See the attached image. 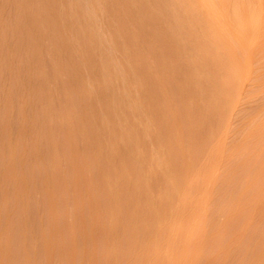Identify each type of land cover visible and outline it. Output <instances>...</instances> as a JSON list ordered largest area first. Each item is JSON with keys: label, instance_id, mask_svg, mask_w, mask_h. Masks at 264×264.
Instances as JSON below:
<instances>
[{"label": "rangeland", "instance_id": "obj_1", "mask_svg": "<svg viewBox=\"0 0 264 264\" xmlns=\"http://www.w3.org/2000/svg\"><path fill=\"white\" fill-rule=\"evenodd\" d=\"M100 1L0 0V264H264V0Z\"/></svg>", "mask_w": 264, "mask_h": 264}, {"label": "bare ground", "instance_id": "obj_2", "mask_svg": "<svg viewBox=\"0 0 264 264\" xmlns=\"http://www.w3.org/2000/svg\"><path fill=\"white\" fill-rule=\"evenodd\" d=\"M81 1H82V0H81ZM95 1H96V3H97L98 0H95ZM99 1H100V0H99ZM144 1H145V0H144ZM144 1H143V3H144ZM154 1H155V0H154ZM160 1H161V0H160ZM168 1H169V0H168ZM75 2H76V1H75ZM86 2H87V1H86ZM100 2H101V1H100ZM103 2H104V1H103ZM148 2H149V1H148ZM161 2H162V1H161ZM179 2H180V1H179ZM92 3H95V2H93V0H92ZM104 3H105V2H104ZM110 3H111V2H110ZM126 3H127V1H126ZM145 3H146V2H145ZM155 3H156V1H155ZM163 3H165V2H163ZM168 3H169V2H168ZM168 3H167V4H168ZM174 3H175V2H174ZM58 4H59V3H58ZM62 4H63V3H62ZM78 4H79V3H78ZM81 4H82V3H81ZM87 4H89V3H87ZM157 4H159V3H157ZM161 4H162V3H161ZM171 4H172V6L174 5L173 3H171ZM171 4H170V6H171ZM177 4H178V3H177ZM186 4H187V3H186ZM76 5H77V3H76ZM92 5H93V6H92ZM92 5H91V3H90L91 8L93 7L94 10H95L96 8H98V6H97L96 8H94V4H92ZM98 5H101V7L104 6V5L102 6V3H100V4L98 3ZM165 5H166V3H165ZM62 6H63V5H62ZM67 6H68V5H67ZM82 6H83V4H82ZM95 6H96V5H95ZM107 6H108V5H107ZM133 6H134V5H133ZM148 6H149V5H148ZM158 6H159V5H158ZM168 6H169V5H168ZM170 6H169L168 9H170ZM174 6H175V5H174ZM174 6H173V7H174ZM63 7H66V6H63ZM113 7H114V6H113ZM122 7H123V6H122ZM166 7H167V6H166ZM175 7H177V6H175ZM180 7H181V6H180ZM69 8H70V7H69ZM76 8H77V7H76ZM99 8H100V7H99ZM103 8H104V7H103ZM119 8H120V6H119ZM124 8H125V5H124ZM152 8H153V7H152ZM61 9H62V8H61ZM63 9H64V8H63ZM65 9H67V7H66ZM70 9H71V8H70ZM70 9H69V10H70ZM81 9H82V8H81ZM83 9H84V8H83ZM101 9H102V8H101ZM142 9H143V8H142ZM148 9H149V7H148ZM164 9H166V8L164 7ZM177 9H178V7H177ZM59 10H60V9H59ZM85 10H86V8L84 9V11H85ZM94 10H93V11H94ZM97 10H98V9H97ZM103 10H104V9H103ZM113 10H115V8H114ZM121 10H122V8H121ZM135 10H136V9H135ZM149 10H151V9H149ZM152 10H153V9H152ZM159 10H160V8H159ZM161 10H163V9H161ZM161 10H160V12H161ZM173 10L175 11L174 8H173ZM63 11H64V10H63ZM74 11H75V10H74ZM74 11H73V12H74ZM87 11H89V9H88ZM90 11H91V9H90ZM95 11H96V10H95ZM98 11H99V10H98ZM106 11H107V10H106ZM130 11H131V9H130ZM167 11H169V10H166L165 12H167ZM170 11H171V10H170ZM82 12H83V11H82ZM91 12H92V11H91ZM131 12H132V11H131ZM135 12H136V11H135ZM148 12H149V11H148ZM151 12H152V11H151ZM158 12H159V11H158ZM158 12H156V13H158ZM177 12H178V11H177ZM179 12H180V11H179ZM181 12H183V11H181ZM76 13H77V12H76ZM86 13H87V12H86ZM113 13H114V12H113ZM116 13H117V12H116ZM120 13H121V12H120ZM123 13H124V12H123ZM143 13H144V12H143ZM175 13H176V12H175ZM190 13H191V12H190ZM88 14H89V12H88ZM100 14H101V13H100ZM102 14H104V13H102ZM107 14H109V13H106V15H107ZM133 14H135V13H133ZM136 14H137V13H136ZM161 14H163V13L161 12ZM165 14H167V13H165ZM165 14H164V15H165ZM168 14H169V13H168ZM168 14H167V16H168ZM173 14H174V12L172 13V15L170 14V17H173ZM184 14H185V13H184ZM120 15H121V14H120ZM159 15H160V14H159ZM164 15H162V17H163ZM58 16H59V15H58ZM67 16H68V15H67ZM72 16H73V15H72ZM72 16H71V17H72ZM78 16H79V14H78L76 17H78ZM85 16H86V14H85ZM94 16H95V15H94ZM97 16H98V15H97ZM100 16H101V15H100ZM103 16H104V15H103ZM103 16H102V17H103ZM126 16H128V15H126ZM138 16H139V15H138ZM155 16H156V15H155ZM160 16H161V15H160ZM165 16H166V15H165ZM165 16H164V20L166 19V20L168 21V18H165ZM191 16H192V14H191ZM191 16H189V17H191ZM63 17H64V16H63ZM63 17H62V18H63ZM88 17H90V14H89ZM91 17H92V16H91ZM95 17H96V16H95ZM95 17H94V19H95ZM130 17H131V16H130ZM135 17H136V16H135ZM168 17H169V16H168ZM170 17H169V20H171ZM81 18H82V16H81ZM92 18H93V17H92ZM100 18H101V17H100ZM111 18H112V16H111ZM114 18H115V17H114ZM143 18H144V17H143ZM160 18H161V17H160ZM176 18H177V17H176ZM182 18H183V17H182ZM184 18H185V17H184ZM57 19H58V18H57ZM63 19H64V18H63ZM72 19H73V18H72ZM78 19H79V18H78ZM138 19H139V17H138ZM158 19H159V18H158ZM177 19H178V18H177ZM191 19H192V18H191ZM191 19H190V20H191ZM92 20H93V19H92ZM105 20H106V18H105ZM147 20H148V16H147ZM152 20H153V22H154V19H152ZM185 20H187V19H185ZM192 20H193V19H192ZM65 21H66V20H65ZM71 21L74 22V20H71ZM80 21H81V20H80ZM95 21H96V20H94V22H95ZM108 21H111V20H108ZM112 21H114V20H112ZM116 21H119V20L116 18ZM116 21H115V22H116ZM127 21H128V20H127ZM160 21H161V20H160ZM171 21H172V20H171ZM175 21H176V20H175ZM178 21H179V20H178ZM182 21H183V20H182ZM196 21H197V20H196ZM196 21H194V22H196ZM67 22H68V21H66V23H67ZM88 22H89V21H88ZM92 22H93V21H92ZM124 22H125V21H124ZM149 22H151V21L149 20ZM163 22H164V21H163ZM165 22H166V21H165ZM172 22H173V21H172ZM63 23H65V22H63ZM71 23H72V22H71ZM80 23H81V22H80ZM90 23H91V21H90ZM90 23H89V24H90ZM106 23H107V22H106ZM111 23H112V22H111ZM111 23H110V24H111ZM83 24H84V23H83ZM83 24H82V25H83ZM102 24H103V23H102ZM104 24H105V23H104ZM161 24H162V23H161ZM176 24H178V23H176ZM179 24H180V23H179ZM181 24H182V23H181ZM73 25H74V24H73ZM95 25H96V24H93L94 27H95ZM191 25H193V24H191ZM196 25H197V24H196ZM196 25H195V27H196ZM63 26H65V25H63ZM76 26H77V25H76ZM90 26H91V25H90ZM93 26H92V27H93ZM118 26H119V25H118ZM143 26H144V25H143ZM185 26H186V25H185ZM67 27H68V26H67ZM81 27H82V26H81ZM96 27H97V26H96ZM100 27H103V26H100ZM104 27H105V26H104ZM106 27H107V26H106ZM113 27H114V26H113ZM183 27H184V26H183ZM198 27H199V26H198ZM64 28H65V27H64ZM84 28H85V27H84ZM162 28H163V27H162ZM66 29H67V28H66ZM107 29H108V28H107ZM111 29H113V28H111ZM164 29H166V28H164ZM63 30H64V29H63ZM140 30H141V28H140ZM166 30H167V29H166ZM166 30H164V31H166ZM182 30H183V29H182ZM193 30H194V28H193ZM67 31H68V30H67ZM92 31H93V30H92ZM97 31H99V30H97ZM104 31H105V30H104ZM117 31H118V30H117ZM171 31H172V30H171ZM100 32H101V31H100ZM109 32H110V29H109ZM109 32H108V33H109ZM113 32H114V31H113ZM175 32H177V30H174V33H175ZM179 32L181 33L180 30H179ZM179 32H178V33H179ZM183 32H184V31H183ZM64 33H65V32H64ZM85 33H86V32H85ZM96 33H97V32H96ZM106 33H107V31H106ZM165 33H166V32H165ZM191 33H192V31H191ZM193 33H194V32H193ZM71 34H72V32H71ZM101 34H102V33H101ZM118 34H119V32H118ZM176 34H177V33H176ZM187 34H188V33H186V35H187ZM189 34H190V33H189ZM203 34H204V33H203ZM67 35H69V34H67ZM67 35H66V37H67ZM83 35H84V34H83ZM113 35H114V34H113ZM116 35H117V34H116ZM169 35H170V34H169ZM174 35H175V34H174ZM192 35H193V34H192ZM208 35H209V34H208ZM69 36H70V35H69ZM72 36H73V34H72ZM94 36H95V35H94ZM97 36H99V35H97ZM101 36H102V35H101ZM104 36H105V35H104ZM118 36H119V35H118ZM177 36H178V35H177ZM179 36H180V35H179ZM189 36H190V35H189ZM80 37H81V36H80V34H79V38H80ZM132 37H133V36H132ZM170 37H171V36H170ZM181 37H182V35H181ZM184 37H185V36H184ZM193 37H194V36H193ZM77 38H78V36H77ZM79 38H78V40H79ZM110 38H111V35H110ZM114 38H116V37H114ZM121 38H122V37H121ZM124 38H125V37H124ZM134 38H135V37H134ZM187 38H188V37H187ZM187 38H186V39H187ZM189 38H190V37H189ZM73 39H74V38H73ZM80 39H81V38H80ZM91 39H92V38H91ZM125 39H126V38H125ZM171 39H172V38H171ZM67 40H68V39H67ZM78 40H77V41H78ZM94 40H95V39H94ZM104 40H105V39H104ZM112 40H113V37H112ZM114 40H115V39H114ZM116 40H117V39H116ZM132 40H134V39H132ZM187 40H188V39H187ZM187 40H186V41H187ZM192 40H193V39H192ZM79 41H81V40H79ZM79 41H78V42H79ZM109 41H110V40H109ZM118 41H120V39H119ZM129 41H130V40H129ZM172 41H173V40H172ZM172 41H171V42H172ZM64 42H65V41H64ZM71 42H72V40H71ZM116 42H117V41H116ZM187 42H188V41H187ZM67 43H69V42L67 41ZM92 43H93V41H92ZM108 43H109V42H108ZM119 43H120V42H119ZM69 44H70V43H69ZM79 44H80V43H79ZM83 44H84V43H83ZM93 44H94V43H93ZM104 44H105V43H104ZM113 44H114V43H113ZM128 44H130V43L128 42ZM167 44H168V43H167ZM186 44H187V43H186ZM190 44H192V43H191V38H190ZM193 44H194V43H193ZM198 44H200V43L198 42ZM72 45H75V44L72 43ZM90 45H91V43H90ZM90 45H89V46H90ZM111 45H112V44H111ZM111 45H110V46H111ZM212 45H213V44H212ZM82 46H83V45H82ZM97 46H98V45H97ZM105 46H106V45H105ZM168 46H169V44H168ZM174 46H175V45H174ZM193 46H194V45H193ZM196 46H197V45H196ZM198 46H199V45H198ZM200 46H201V45H200ZM117 47H119V46H117ZM117 47H116V48H117ZM121 47H122V44H121ZM125 47H126V45H125ZM188 47H190V45H189ZM212 47H213V46H212ZM88 48H89V47H88ZM105 48H106V47H105ZM105 48H104V49H105ZM122 48H123V47H122ZM122 48H121V49H122ZM191 48H192V47H191ZM67 49H68V48H67ZM102 49H103V48H102ZM179 49H180V48H179ZM184 49H185V48H184ZM197 49H198V47H197ZM210 49H211V48H210ZM84 50H85V49H84ZM95 50H96V49H95ZM199 50H200V49H199ZM71 51H72V50H71ZM195 51H196V50H195ZM120 52H121V51H120ZM167 52H169V51H167ZM192 52H193V51H192ZM210 52H211V51H210ZM69 53H70V52H69ZM78 53H80V51H79ZM182 53H183V52H182ZM182 53H181L180 55H182ZM110 54H111V53H110ZM123 54H124V53H123ZM161 54H162V53H160V55H161ZM163 54H165V53H163ZM73 55H74V54H73ZM94 55H95V53H94ZM94 55H93V56H94ZM167 55H168V54H167ZM167 55H166V56H167ZM172 55H173V53H172ZM172 55H171V57H172ZM192 55H193V54H192ZM96 56H97V55H96ZM189 56H191V55H189ZM194 56H196V54H195ZM198 56H199V54H198ZM163 57H164V55H163ZM167 57H168V56H167ZM173 57H174V56H173ZM83 58H84V57H83ZM93 58H94V57H93ZM186 58H187V57H186ZM191 58H192V57H191ZM84 59H86V58H84ZM87 59H89V58H87ZM98 59H100V58H98ZM101 59H102V58H101ZM112 59H113V57H112ZM160 59H161V58H160ZM215 59H216V58H215ZM136 60H137V59H136ZM111 61H113V60H111ZM163 61H164V60H163ZM167 61H169V60L167 59ZM170 61H171V60H170ZM122 62H123V61H122ZM140 62H141V61H140ZM173 62H174V61H173ZM182 62H183V61H182ZM86 63H87V62H86ZM124 63H126V62H124ZM129 63H130V62H129ZM129 63H128V64H129ZM199 63H200V62H199ZM89 64H90V62H89ZM89 64H88V65H89ZM94 64H95V63H94ZM103 64H105V63H103ZM168 64H169V63H168ZM174 64H175V67H176L177 64H176L175 62H174ZM186 64H187V63H186ZM189 64H190V63H189ZM194 64H195V63H194ZM170 65H171V64H170ZM182 65H183V64H182ZM196 65H197V64H196ZM112 66H113V65H112ZM191 66H192V64H191ZM95 67H96V66H95ZM104 67H106V66H104ZM117 67H118V66H117ZM117 67H115V68H117ZM172 67H173V66H172ZM175 67H174V68H175ZM186 67H187V66H186ZM189 67H190V65H189ZM88 68H89V67H88ZM97 68H98V67H97ZM128 68H129V67H128ZM131 68H132V66H131ZM141 68H142V67H141ZM194 68H195V67H194ZM98 69H100V66H99ZM108 69L110 70L109 67H108ZM120 69H121V68H120ZM126 69H127V68H126ZM126 69H125V70H126ZM146 69H147V68H146ZM156 69H157V68H156ZM156 69H155V70H156ZM159 69H160V68H159ZM181 69H182V67H181ZM181 69H180V70H181ZM197 69H198V68H197ZM199 69H200V68H199ZM88 70H89V69H88ZM101 70H102V69H101ZM104 70H105V69H104ZM114 70H115V69H114ZM127 70H128V69H127ZM131 70H132V69H131ZM144 70H145V69H142L143 73H144ZM150 70H152V69H150ZM155 70H154V71H155ZM157 70H158V69H157ZM201 70H202V69H201ZM91 71H92V70H91ZM112 71H113V70H112ZM117 71H120V70H117ZM132 71H133V70H132ZM132 71H131V72H132ZM136 71H137V70H136ZM154 71H152V72H154ZM197 71H198V70H197ZM106 72H107V71H106ZM155 72H156V71H155ZM190 72H191V71H190ZM192 72H193V71H192ZM198 72H199V71H198ZM200 72H201V71H200ZM143 73H142V74H143ZM111 74H112V73H111ZM115 74H116V73H115ZM119 74H120V73H118V75H119ZM126 74H127V73H126ZM128 74H130V73H128ZM131 74H132V73H131ZM134 74H135V73H133V77H134ZM156 74H157V73H156ZM184 74H185V73H184ZM187 74H190V73H187ZM197 74H198V73H197ZM212 74H213V73H212ZM122 75H123V74H122ZM138 75H139V73H138ZM157 75H158V74H157ZM107 76H108V74H107ZM107 76H106V77H107ZM139 76H140V75H139ZM184 76H185V75H184ZM190 76H191V75H190ZM190 76H189V77H190ZM99 77H100V76H99ZM106 77H104V78H106ZM121 77H122V76H121ZM131 77H132V76H131ZM142 77H143V76H142ZM192 77L194 78V76H192ZM203 77H205V76H203ZM110 78H111V77H110ZM125 78H127V77H125ZM138 78H139V77H138ZM153 78H154V77H153ZM186 78H187V77H186ZM130 79H131V78H130ZM140 79H141V78H140ZM140 79H139V80H140ZM203 79H204V78H203ZM203 79H201V80H203ZM206 79H207V78H206ZM101 80H102V77H101ZM104 80H105V79H104ZM114 80H115V79H114ZM120 80H121V79H120ZM158 80H159V79H158ZM158 80H157V81H158ZM189 80H191V78H190ZM126 81H129V80H126ZM133 81H134V80H133ZM197 81H199V80H197ZM209 81H210V80H209ZM99 82H100V81H99ZM108 82H109V81H108ZM108 82H107V84H108ZM117 82H119V81H117ZM141 82H142V81H141ZM163 82H164V81H163ZM185 82H186V81H185ZM200 82H202V81H200ZM200 82H199V83H200ZM206 82H208V79H207ZM86 83H87V82H86ZM126 83H127V82H126ZM131 83H132V82H131ZM204 83H205V82H204ZM88 84H89V83H88ZM153 84H155V83H153ZM160 84H161V83H160ZM181 84H182V83H181ZM205 84H206V83H205ZM105 85H106V84H105ZM123 85H124V84H123ZM163 85H164V84H163ZM194 85H195V84H194ZM203 85H204V84H203ZM203 85H202V87L200 86L201 89H202V92H203ZM208 85H209V84H208ZM86 86H87V85H86ZM93 86H94V85H93ZM97 86H98V85H97ZM113 86H114V85H113ZM121 86H122V85H121ZM121 86H120V87H121ZM132 86H133V84H132ZM195 86H196V85H195ZM98 87H99V86H98ZM104 87L106 88V86H104ZM136 87H137V86H136ZM178 87H179V85H178ZM186 87H190V86H187V85H186ZM200 87H199L198 89H200ZM209 87H211V86H209ZM95 88L97 89V87H95ZM109 88H110V87H109ZM109 88H108V91H111V90H109ZM137 88H138V87H137ZM162 88H163V87H162ZM164 88H165V87H164ZM190 88H191V87H190ZM194 88L197 89V87H194ZM92 89H93V88H92ZM96 89H95V90H96ZM114 89H115V88H114ZM165 89H167V88H165ZM177 89H178V88H177ZM179 89H180V88H179ZM207 89H208V88H207ZM100 90H101V89H100ZM116 90H117V89H116ZM131 90H132V89H131ZM180 90H181V89H180ZM180 90H178V91H180ZM186 90H188V89H186ZM186 90H185V91H186ZM190 90H191V89H190ZM219 90H220V89H219ZM97 91H98V89H97ZM118 91H119V90H118ZM140 91H141V90H140ZM163 91H164V90H163ZM196 91H197V90H196ZM217 91H218V90H217ZM104 92H105V91H104ZM104 92H102V93H104ZM106 92H107V91H106ZM146 92H147V91H146ZM202 92H201V93H202ZM93 93L96 94V91L93 92ZM100 93H101V92H100ZM100 93H99V94H100ZM134 93H135V92H134ZM187 93H188V92H187ZM198 93H199V92H198ZM91 94H92V93H91ZM91 94H90V95H91ZM104 94H105V93H104ZM107 94H109V93H107ZM116 94H117V93H116ZM120 94H121V93H120ZM131 94H132V93H131ZM185 94H186V93H185ZM203 94H204V93H203ZM126 95H127V94H126ZM128 95H129V94H128ZM128 95H127V96H128ZM140 95H141V94H140ZM180 95H181V94H180ZM197 95H199V94H197ZM205 95H206V94H205ZM95 96H96V95H95ZM95 96H94V97H95ZM141 96H142V95H141ZM186 96H187V95H186ZM105 97H106V96H105ZM107 97H108V96H107ZM111 97H112V96H111ZM132 97H133V96H132ZM183 97H185V96H183ZM197 97H198V96H197ZM92 98H93V97H92ZM102 98H103V97H102ZM115 98H116V97H115ZM116 99H117V98H116ZM129 99H130V98H129ZM105 100H107V99H105ZM114 100H115V99H114ZM117 100H118V99H117ZM130 100H131V99H130ZM134 100H135V101H133V103L136 102V99H134ZM183 100H184V99H183ZM115 101H116V100H115ZM140 101H141V100H140ZM143 101H144V100H143ZM190 101H191V100H190ZM89 102H90V101H89ZM92 102H93V101H92ZM96 102H97V101H96ZM104 102H105V101H104ZM104 102H103V103H104ZM107 102H108V100H107ZM110 102H111V101H110ZM110 102H109V103H110ZM116 102H117V101H116ZM124 102H125V101H124ZM130 102H131V101H130ZM125 103H126V102H125ZM147 103H148V102H147ZM116 104H117V103H116ZM116 104H115V105H116ZM192 104H193V103H192ZM117 105H118V104H117ZM131 105H132V104H130V106H131ZM134 105H136V106H134ZM150 105H152V104H150ZM92 106H93V105H92ZM101 106H102V104H101ZM130 106H129V107H130ZM133 106L137 108L138 105H137V103H135V104H133ZM140 106H141V105H140ZM87 107H88V106H87ZM107 107H109V106H107ZM115 107H116V106H115ZM129 107H128V110L131 109V108H129ZM131 107H132V106H131ZM134 107H132V109L134 110L135 113H137V112H136V109H135ZM141 107H142V106H141ZM143 107H144V106H143ZM92 108H93V107H92ZM101 108H102V107H101ZM101 108H100V109H101ZM95 109H96V108H95ZM98 109H99V108H98ZM116 109H117V108H116ZM122 109H123V108H122ZM124 109H125V108H124ZM132 109H131V110H132ZM189 109H190V107H189ZM93 110H94V108H93ZM107 110H108V108H107ZM112 110H114V109H112ZM119 110H120V107H119ZM133 110H132V111H133ZM150 110H151V109H150ZM150 110H149V111H150ZM95 111H97V110H95ZM101 111H102V110H101ZM109 111H110V110H109ZM126 111H127V110H126ZM140 111H142V110H139V112H140ZM147 111H148V110H147ZM175 111H176V110H175ZM190 111H191V110H190ZM120 112H121V111H120ZM90 113H91V112H90ZM101 113H102V112H101ZM105 113H106V111H105ZM114 113H115V112H114ZM131 113H132V112H131ZM132 114H133V113H132ZM132 114H131V115H132ZM138 114H139V113H138ZM166 114H167V113H166ZM90 115H91V114H90ZM103 115H104V114H103ZM109 115H110V114H109ZM115 115H116V114H115ZM115 115H114V116H115ZM93 116H94V114H93ZM111 116H112V115H111ZM111 116H110V117H111ZM116 116H117V115H116ZM139 116H140V114H139ZM174 116H175V115H174ZM97 117H98V115H97ZM143 117H144V116H143ZM107 118H108V117H107ZM123 118H124V117H123ZM132 118H133V117H132ZM135 118H136V117H135ZM165 118H166V117H165ZM91 119H92V118H91ZM97 119H98V118H97ZM108 119H109V118H108ZM117 119H118V118H117ZM139 119H140V118H139ZM133 120H134V119H133ZM137 120H138V119H137ZM105 121H106V120H105ZM100 122H101V121H100ZM114 122H115V121H114ZM116 122H117V121H116ZM138 122H139V121H138ZM93 123H94V122H93ZM110 123H111V122H110ZM124 123H125V121H124ZM126 123H127V122H126ZM128 123H129V122H128ZM135 124H137V123H135ZM128 125H131V124H128ZM128 125H127V126H128ZM109 126H110V125H109ZM115 126H116V124H115ZM136 126H137V125H136ZM136 126H135V127H136ZM138 126H139V125H138ZM101 128H102V126H101ZM117 128H118V127H117ZM143 128H144V127H143ZM94 129H96V128H94ZM124 129H125V126H124ZM137 129H138V128H137ZM69 130H70V127H69ZM101 130H102V129H101ZM115 130H116V129H115ZM131 130H132V129H131ZM139 130H140V129H139ZM147 130H148V129H147ZM178 130H179V129H178ZM180 130H181V129H180ZM92 131H93V130H92ZM118 131H119V130H118ZM133 131H134V130H133ZM145 131H146V130H145ZM128 132H129V131H128ZM177 132H178V131H177ZM93 133H94V132H93ZM123 133H124V132L122 131V134H123ZM125 133H126V132H125ZM130 133H131V132H130ZM141 133H142V132H141ZM84 134H85V133H84ZM96 134H97V133H96ZM106 134H107V133H106ZM118 134H119V133H118ZM139 134H140V133H139ZM143 134H144V133H143ZM143 134H142V136H143ZM178 134H179V132H178ZM102 135H103V134H102ZM146 135H147V134H146ZM72 136H73V135H72ZM99 136H100V135H99ZM138 136H139V135H138ZM142 136H141V137H142ZM81 137H82V136H81ZM84 137H85V136H84ZM102 137H103V136H102ZM139 137H140V136H139ZM146 137H147V136H146ZM156 137H157V136H156ZM180 137H181V136H180ZM121 138H122V137H121ZM121 138H120V139H121ZM126 138H127V137H126ZM153 138H154V137H153ZM161 138H162V137H161ZM100 139H101V138H100ZM129 139H130V138H129ZM111 140H112V139H111ZM145 140H146V139H145ZM176 140H177V139H176ZM135 141H136V140H135ZM154 141H155V140H154ZM157 141H158V140H157ZM136 142H137V141H136ZM158 142H159V141H158ZM10 143H11V142H10ZM128 143H129V142H128ZM11 144H12V143H11ZM73 144H74V143H73ZM95 144H96V143H95ZM120 144H121V143H120ZM133 144H134V143H133ZM142 144H143V143H141L140 145H142ZM155 144H156V143H155ZM97 145H98V144H97ZM123 145H124V144H123ZM130 145H131V144H130ZM140 145H139V146H140ZM157 145H158V144H157ZM163 145H164V144H163ZM126 146H127V145H126ZM71 147H72V146H71ZM71 147H70V149H71ZM104 147H105V146H104ZM132 147H133V146H132ZM153 147H154V146H153ZM162 147H163V146H162ZM73 148H75V147H73ZM105 148H107V147H105ZM157 148H159V147H157ZM68 149H69V148H68ZM70 149H69V150H70ZM77 149H79V148H77ZM123 149L125 150V148H123ZM105 151H106V150H105ZM115 151H116V150H115ZM120 151H121V149H120ZM157 151H158V150H157ZM113 152H114V151H113ZM123 152H124V151H123ZM123 152H122V153H123ZM126 152H128V151H126ZM126 152H125V153H126ZM164 152H165V151H164ZM68 153H69V152H68ZM140 153H141V151H140ZM69 154H71V153H69ZM108 154H109V153H108ZM128 154H129V153H128ZM154 154H155V153H154ZM74 155H75V154H74ZM74 155H72V156L74 157ZM95 155H96V154H95ZM120 155H121V154H120ZM101 156H102V155H101ZM116 156H117V155H115L114 157H116ZM167 156H168V155H167ZM68 157H69V155H68ZM155 157H157V156H155ZM71 158H72V157H71ZM84 158H85V157H84ZM103 158H105V157H103ZM108 158H109V157H108ZM162 158H163V157H162ZM100 159H101V158H100ZM115 159H116V158H115ZM123 159H124V158H123ZM159 159H161V158H159ZM165 159H166V158H165ZM165 159H164V161H167V160H165ZM170 159H171V158H170V156H169V160H170ZM75 160H76V159H75ZM84 160H85V159H84ZM116 161H118V159H117ZM126 161H127V160H126ZM129 161H130V160H129ZM155 161H156V160H155ZM161 161H162V160H161ZM164 161H163V163H164ZM72 162H73V161H72ZM79 162H80V161H79ZM107 162H108V161H107ZM119 163H120V161H119ZM72 164H73V163H72ZM88 164H89V163H88ZM106 164H108V163H106ZM131 164H132V162H131ZM157 164H158V162H157ZM75 165H76V164H75ZM125 166H126V164H125ZM105 167H106V166H105ZM71 168H72V167H71ZM119 168H120V167H119ZM86 169H87V168H86ZM129 169H130V168H129ZM161 169H162V168H161ZM111 170H112V169H111ZM124 170H125V169H124ZM135 170H136V169H135ZM147 170H148V169H147ZM82 171H83V170H82ZM98 171H99V170H98ZM13 172H14V171H13ZM71 173H72V172H71ZM98 173H99V172H98ZM108 173H109V172H108ZM138 173H139V172H138ZM153 173H154V172H153ZM8 174H9V173H8ZM83 174H84V173H83ZM131 174H133V173H131ZM141 174H142V173H141ZM108 175H109V174H108ZM134 175H135V173H134ZM169 175H170V174H169ZM16 176H17V175H16ZM48 176H49V175H48ZM84 176H85V175H84ZM84 176H83V177H84ZM87 176H88V175H87ZM70 177H71V176H70ZM112 177H113V176H112ZM131 177H132V176H131ZM136 177H137V176H136ZM141 177H142V176H141ZM163 177H164V176H163ZM166 177H167V176H166ZM103 178H104V177H103ZM132 178H133V177H132ZM142 178H143V177H142ZM167 178H168V177H167ZM54 179H55V178H54ZM114 179H115V178H114ZM144 179H145V178H144ZM173 179H174V178H173ZM51 180H52V179H51ZM55 180H56V179H55ZM100 180H101V179H100ZM116 180H117V179H116ZM134 180H135V179H134ZM151 180H152V179H151ZM48 181H49V180H48ZM75 181H76V180H75ZM123 181H124V180H123ZM134 182H135V181H134ZM161 182H162V181H161ZM177 182H178V181H177ZM44 183H45V182H44ZM51 183H52V182H51ZM104 183H105V182H104ZM86 184H87V183H86ZM125 184H126V183H125ZM44 185H45V184H44ZM54 185H55V184H54ZM66 186H67V185H66ZM134 186H135V185H134ZM155 186H156V185H155ZM169 186H170V185H169ZM51 187H52V186H51ZM46 188H47V187H46ZM61 188H62V187H61ZM85 188H86V187H85ZM62 189H63V188H62ZM65 189H66V188H65ZM68 189H69V187H68ZM130 189H131V188H130ZM63 190H64V189H63ZM88 190H89V189H88ZM90 190H91V189H90ZM112 190H113V188H112ZM79 191H80V190H79ZM113 192H114V191H113ZM122 192H123V191H122ZM22 193H23V192H22ZM86 193H87V192H86ZM89 193H90V192H89ZM18 194H19V193H18ZM76 194H77V193H76ZM91 194H92V193H91ZM45 195H46V194H45ZM47 195H48V194H47ZM49 195H50V194H49ZM93 195H94V194H93ZM93 195H92V196H93ZM128 195H129V194H128ZM141 195H142V194H141ZM88 196H89V195H88ZM120 196H121V195H120ZM76 197H77V195H76ZM144 197H145V196H144ZM141 198H142V197H141ZM23 199H24V198H23ZM50 199H51V197H50ZM132 199H133V198H132ZM147 199H148V198H147ZM51 201H52V200H50V202H51ZM132 201H133V200H132ZM104 202H105V201H104ZM143 202H144V200H143ZM119 203H120V202H119ZM131 204H132V203H131ZM119 205H120V204H119ZM139 205H140V204H139ZM89 206H90V205H89ZM145 206H146V205H145ZM107 207H108V206H107ZM53 208H54V207H53ZM149 208H150V207H149ZM104 209H105V208H104ZM125 209H126V208H125ZM135 210H137V209H135ZM148 210H149V209H148ZM54 211H55V210H54ZM83 211H84V209H83ZM89 211H90V210H89ZM118 211H119V210H118ZM162 211H163V209H162ZM120 213H121V212H120ZM126 214H127V213H126ZM163 217H164V216H163ZM118 219H119V218H118ZM116 220H117V218H116ZM140 220H141V218H140ZM118 221H119V220H118ZM128 221H129V220H128ZM157 221H158V220H157ZM106 222H107V221H106ZM126 222H127V221H126ZM162 223H163V222H162ZM110 225H111V224H110ZM69 227H70V226H69ZM106 228H107V227H106ZM122 228H123V227H122ZM161 228H162V227H161ZM111 229H112V228H111ZM151 231H152V230H151ZM109 232H110V231H109ZM157 233H158V232H157ZM112 238H113V237H112ZM132 238H133V237H132ZM106 240H107V239H106ZM118 246H119V245H118ZM262 246H263V245H262ZM109 247H110V246H109ZM150 247H151V246H150ZM145 248H146V247H145ZM147 252H148V251H147ZM128 253H129V252H128ZM130 253H131V252H130ZM139 254H140V253H139ZM254 254H255V253H254ZM131 256H132V255H131ZM252 260H253V259H252ZM108 261H110V260H108ZM148 262H149V260H148Z\"/></svg>", "mask_w": 264, "mask_h": 264}]
</instances>
